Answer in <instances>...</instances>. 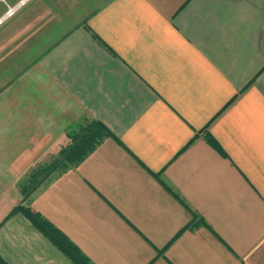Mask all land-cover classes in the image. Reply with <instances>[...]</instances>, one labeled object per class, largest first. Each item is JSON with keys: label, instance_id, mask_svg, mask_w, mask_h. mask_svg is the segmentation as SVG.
Instances as JSON below:
<instances>
[{"label": "crops", "instance_id": "crops-1", "mask_svg": "<svg viewBox=\"0 0 264 264\" xmlns=\"http://www.w3.org/2000/svg\"><path fill=\"white\" fill-rule=\"evenodd\" d=\"M22 1L0 25V257L74 264L23 206L91 264H264V0L0 19ZM48 160L82 161L36 176Z\"/></svg>", "mask_w": 264, "mask_h": 264}, {"label": "trees", "instance_id": "trees-1", "mask_svg": "<svg viewBox=\"0 0 264 264\" xmlns=\"http://www.w3.org/2000/svg\"><path fill=\"white\" fill-rule=\"evenodd\" d=\"M107 135L109 132L107 131ZM91 147L90 151L94 150L95 147ZM80 162L82 160H58L56 163L49 167H44L36 176L39 175H48L51 171L56 170L57 168L68 169V167L74 162ZM34 176L32 177V179ZM35 179V178H34ZM34 181V180H33ZM28 197V196H27ZM17 213L23 214L32 224L40 230L50 241L56 245L74 264H91V262L74 246L60 231H58L51 223L46 219L40 216L37 213H34L31 209L25 208L23 206L15 208L10 216H13ZM0 264H8L0 257Z\"/></svg>", "mask_w": 264, "mask_h": 264}, {"label": "built area", "instance_id": "built-area-1", "mask_svg": "<svg viewBox=\"0 0 264 264\" xmlns=\"http://www.w3.org/2000/svg\"><path fill=\"white\" fill-rule=\"evenodd\" d=\"M0 1L4 2L5 0H0ZM25 3H26L25 1H22L16 7H13V8L9 7L7 12H6V14H5V16L2 19H0V25L4 22V20H7V19H10V18L14 17V15L18 11V9L21 8L22 6H24Z\"/></svg>", "mask_w": 264, "mask_h": 264}, {"label": "rangeland", "instance_id": "rangeland-1", "mask_svg": "<svg viewBox=\"0 0 264 264\" xmlns=\"http://www.w3.org/2000/svg\"><path fill=\"white\" fill-rule=\"evenodd\" d=\"M11 1V0H10ZM4 13V5L3 4H0V15ZM58 160H48V161H45L43 164L44 165H47V164H50V163H55L57 162ZM52 163V164H53Z\"/></svg>", "mask_w": 264, "mask_h": 264}]
</instances>
